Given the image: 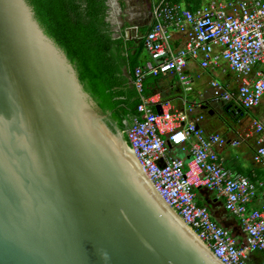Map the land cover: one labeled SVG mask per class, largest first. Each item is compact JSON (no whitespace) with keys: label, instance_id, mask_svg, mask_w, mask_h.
Listing matches in <instances>:
<instances>
[{"label":"water","instance_id":"water-1","mask_svg":"<svg viewBox=\"0 0 264 264\" xmlns=\"http://www.w3.org/2000/svg\"><path fill=\"white\" fill-rule=\"evenodd\" d=\"M119 133L46 0H0V264H221L145 190Z\"/></svg>","mask_w":264,"mask_h":264},{"label":"built area","instance_id":"built-area-1","mask_svg":"<svg viewBox=\"0 0 264 264\" xmlns=\"http://www.w3.org/2000/svg\"><path fill=\"white\" fill-rule=\"evenodd\" d=\"M117 1L106 0L107 20L110 14L117 20L112 9ZM120 32L128 40H140L146 53L126 72L137 102L120 131L124 143L152 188L218 262L251 264L248 254L261 251L257 264H264V179L251 180L225 168L218 150L226 137L219 130H205L208 114L200 107L235 104L246 112L250 128L228 142L235 146L257 134L251 160L264 165V0H207L196 6L157 0L145 30L134 26ZM192 62L194 71L188 69ZM158 76L177 84L180 105L143 84ZM195 82L203 86L191 95ZM252 107H259L260 117L250 114ZM177 146L187 159L174 154ZM200 186L222 199L224 209L237 218L239 232L218 224L195 202L194 189ZM253 199L257 206L250 205Z\"/></svg>","mask_w":264,"mask_h":264},{"label":"trees","instance_id":"trees-1","mask_svg":"<svg viewBox=\"0 0 264 264\" xmlns=\"http://www.w3.org/2000/svg\"><path fill=\"white\" fill-rule=\"evenodd\" d=\"M46 2L104 123L119 133L137 102L127 73H122L137 63L133 55L123 54L129 40L121 32L115 35L106 19V0ZM223 109L238 114L231 105Z\"/></svg>","mask_w":264,"mask_h":264},{"label":"crops","instance_id":"crops-1","mask_svg":"<svg viewBox=\"0 0 264 264\" xmlns=\"http://www.w3.org/2000/svg\"><path fill=\"white\" fill-rule=\"evenodd\" d=\"M157 0H118L115 4L113 3L112 9H114V14H118L117 20L109 15V23L112 26L113 31H115V35L117 31L123 30L124 27L126 28H138L140 31L146 29V26L149 22V11L151 6ZM184 5H191L196 6L198 4H204L207 0H178ZM118 23V25H115ZM117 26L118 30H117ZM141 44L140 40L130 39L124 46V55H133V59L136 56L137 51L136 45ZM139 58L136 60L138 63ZM188 69L190 71H194L196 69L194 63H189ZM123 74H126V69L123 68ZM144 85L152 87L151 92L154 90H159L163 97L169 98L171 100L172 105L177 106L180 105L179 97L181 96L180 89L177 87L170 77H148L144 80ZM199 82H195V85L191 91V95L196 91L202 88ZM215 106L211 108V114H208L204 121L203 126L205 130H219L226 138V143L220 147L218 150V155L222 157V164L227 168L228 171L231 173H240L247 176L251 180H263L264 179V165L259 163H254L251 160V152L253 149V145L255 139L258 137L257 134H249L247 137H244L239 144L235 146H231L229 144V140L236 137L237 134L244 133V128H240L238 126L241 115L243 113L240 110H236L238 114L228 113L227 110L224 111L223 114H228L231 119L228 121L219 122L216 118L218 114L219 108L213 110ZM259 108V107H258ZM210 109V108H209ZM207 112V111H206ZM254 114V113H250ZM262 114L261 110L259 111L260 116ZM174 154L177 156H181L184 159H187V153H185L179 146L174 147ZM195 192V202L199 205L205 206V208L209 212V216L211 219L215 220L218 224L226 227L227 229L239 232V225L237 218L224 209L222 205V199L215 197L212 191L205 189L204 187H196L194 189ZM251 206H257L258 200L253 199L250 202ZM262 256L261 251H252L248 254L247 261L251 264H257L258 260Z\"/></svg>","mask_w":264,"mask_h":264},{"label":"bare ground","instance_id":"bare-ground-1","mask_svg":"<svg viewBox=\"0 0 264 264\" xmlns=\"http://www.w3.org/2000/svg\"><path fill=\"white\" fill-rule=\"evenodd\" d=\"M114 140H117V142L119 143V146L121 148V150L124 153L125 159L127 160L129 166L132 168L133 173L135 174L136 178L138 179V181H140L145 190L158 202L160 203L172 216L175 217V219L182 224L184 227L183 229L195 240L196 238L193 236V234L191 233V230L185 226V224H183L180 219L174 214V212L165 204V202L160 198V196L158 195V193L152 188L149 180L146 178V176L144 175L143 171L141 170L139 164L137 163L131 149L126 146L124 144V142L121 140L119 141L116 137H113ZM197 243L200 245V247L203 248V246L200 244L199 241H197Z\"/></svg>","mask_w":264,"mask_h":264},{"label":"rangeland","instance_id":"rangeland-1","mask_svg":"<svg viewBox=\"0 0 264 264\" xmlns=\"http://www.w3.org/2000/svg\"><path fill=\"white\" fill-rule=\"evenodd\" d=\"M136 49H138L140 52L137 51L136 56H135V61L138 58L145 59L146 58V53L144 52V50L141 49L139 44L136 45ZM217 73L219 74L220 77L225 78L226 80H228L230 82L232 81V79L227 76V72H220V71L217 70ZM222 111H223V109H219L217 117H216L219 120V122H222L224 120L225 121L230 120L231 117L227 113L223 114ZM250 111L252 113H254L253 114L254 116L260 117V116H258L259 115V111H260V109L258 107H252L250 109ZM238 126H240V128H244V131H247V129L250 128L249 116L246 114V112H243V115H241V120H240ZM119 135H120V133H119ZM122 136H123V134H122ZM119 137H121V136H119Z\"/></svg>","mask_w":264,"mask_h":264}]
</instances>
